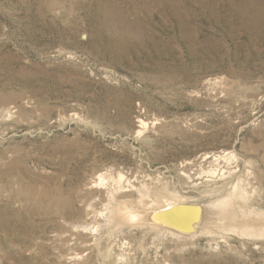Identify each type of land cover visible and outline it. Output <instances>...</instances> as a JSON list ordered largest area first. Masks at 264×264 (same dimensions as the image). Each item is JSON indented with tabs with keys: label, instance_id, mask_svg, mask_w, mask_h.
<instances>
[{
	"label": "rangeland",
	"instance_id": "rangeland-1",
	"mask_svg": "<svg viewBox=\"0 0 264 264\" xmlns=\"http://www.w3.org/2000/svg\"><path fill=\"white\" fill-rule=\"evenodd\" d=\"M0 264H264V0H0Z\"/></svg>",
	"mask_w": 264,
	"mask_h": 264
},
{
	"label": "bare ground",
	"instance_id": "bare-ground-1",
	"mask_svg": "<svg viewBox=\"0 0 264 264\" xmlns=\"http://www.w3.org/2000/svg\"><path fill=\"white\" fill-rule=\"evenodd\" d=\"M180 205V204H179ZM180 213H178L181 217H186L188 216V212H182V211H178ZM132 216H135V215H132ZM234 217V214L232 215ZM242 220V219H241ZM233 227V226H232Z\"/></svg>",
	"mask_w": 264,
	"mask_h": 264
},
{
	"label": "water",
	"instance_id": "water-1",
	"mask_svg": "<svg viewBox=\"0 0 264 264\" xmlns=\"http://www.w3.org/2000/svg\"><path fill=\"white\" fill-rule=\"evenodd\" d=\"M169 213H175V214H177L178 215V213H180V212H169ZM185 228L184 229H186V226H184Z\"/></svg>",
	"mask_w": 264,
	"mask_h": 264
}]
</instances>
